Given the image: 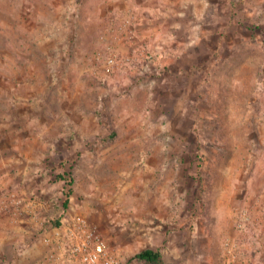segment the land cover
<instances>
[{
	"label": "rangeland",
	"instance_id": "1",
	"mask_svg": "<svg viewBox=\"0 0 264 264\" xmlns=\"http://www.w3.org/2000/svg\"><path fill=\"white\" fill-rule=\"evenodd\" d=\"M263 201L264 0H0V264L77 213L119 264L158 229L165 264H264Z\"/></svg>",
	"mask_w": 264,
	"mask_h": 264
},
{
	"label": "built area",
	"instance_id": "2",
	"mask_svg": "<svg viewBox=\"0 0 264 264\" xmlns=\"http://www.w3.org/2000/svg\"><path fill=\"white\" fill-rule=\"evenodd\" d=\"M108 62L117 65L119 61L109 57ZM62 182L65 186L70 185L69 179L64 178ZM257 208V214L264 216V201L261 205L251 203L245 206L239 218L240 229H244L251 220L259 219L255 212L251 213ZM41 240L45 251L36 264H119L115 251L110 248L97 224L79 213L44 229ZM234 256L228 255L227 264H234Z\"/></svg>",
	"mask_w": 264,
	"mask_h": 264
},
{
	"label": "trees",
	"instance_id": "3",
	"mask_svg": "<svg viewBox=\"0 0 264 264\" xmlns=\"http://www.w3.org/2000/svg\"><path fill=\"white\" fill-rule=\"evenodd\" d=\"M59 223V221H56V224ZM135 258L142 264H165L162 253L158 248L145 247L135 254Z\"/></svg>",
	"mask_w": 264,
	"mask_h": 264
},
{
	"label": "crops",
	"instance_id": "4",
	"mask_svg": "<svg viewBox=\"0 0 264 264\" xmlns=\"http://www.w3.org/2000/svg\"><path fill=\"white\" fill-rule=\"evenodd\" d=\"M63 179H64V177H63ZM158 226H160V224H157ZM149 229H151V227H150V225H149V227H148V229H147V232L148 231H150ZM164 230H162V231H160V229H158V233H157V236L155 237V238H150V240H151V242H153L154 240L157 242L156 244H155V246L154 247H152V248H158L160 251H161V253H162V256H163V258H164V256H165V254H164V252L166 251V250H168V244L167 245H160L161 244V242L163 241V239H164V233L162 234V232H163ZM167 242H169V241H167Z\"/></svg>",
	"mask_w": 264,
	"mask_h": 264
}]
</instances>
